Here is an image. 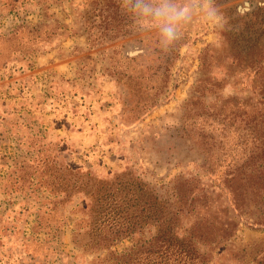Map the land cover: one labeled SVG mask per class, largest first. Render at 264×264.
<instances>
[{"label": "rangeland", "instance_id": "374dc122", "mask_svg": "<svg viewBox=\"0 0 264 264\" xmlns=\"http://www.w3.org/2000/svg\"><path fill=\"white\" fill-rule=\"evenodd\" d=\"M144 3L191 18L176 22L175 45L136 0H0V264H114L76 243L91 202L64 190L65 166L101 178L131 171L171 199L179 178L219 193L203 146L221 141L214 120L226 99L250 110L264 96V0ZM259 252L264 227L241 223L211 264H257Z\"/></svg>", "mask_w": 264, "mask_h": 264}, {"label": "trees", "instance_id": "16d2710c", "mask_svg": "<svg viewBox=\"0 0 264 264\" xmlns=\"http://www.w3.org/2000/svg\"><path fill=\"white\" fill-rule=\"evenodd\" d=\"M223 103L214 120L221 125L216 130L221 141L213 136L207 148L203 146L212 152L205 171L219 193L195 178H179L171 199L131 171L101 178L69 166L64 173L55 161L64 190L84 192L91 202L87 229L77 234L76 243L107 251L99 258L102 263L211 264L213 251L230 240L241 223L264 227V96L258 104H249L250 110L245 108L248 102L234 98ZM227 124L232 128L229 135L221 132ZM145 230L148 237L136 238ZM126 238L130 246L113 249ZM259 253L255 260L264 264Z\"/></svg>", "mask_w": 264, "mask_h": 264}, {"label": "clouds", "instance_id": "9594fccd", "mask_svg": "<svg viewBox=\"0 0 264 264\" xmlns=\"http://www.w3.org/2000/svg\"><path fill=\"white\" fill-rule=\"evenodd\" d=\"M135 7L140 10L142 15L151 16L161 22V32L166 44L175 45L182 38V34L176 27V22L184 19L190 22V17L183 9H175L168 4H162L159 7H150L144 3V0H136ZM207 17L212 22V26L219 30H224L225 21L220 8L215 3H210L207 9Z\"/></svg>", "mask_w": 264, "mask_h": 264}, {"label": "water", "instance_id": "95a60500", "mask_svg": "<svg viewBox=\"0 0 264 264\" xmlns=\"http://www.w3.org/2000/svg\"><path fill=\"white\" fill-rule=\"evenodd\" d=\"M139 51H130V54L134 55L137 54Z\"/></svg>", "mask_w": 264, "mask_h": 264}]
</instances>
